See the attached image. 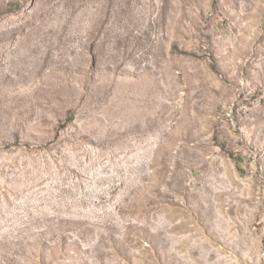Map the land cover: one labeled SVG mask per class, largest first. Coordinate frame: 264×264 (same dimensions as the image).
Instances as JSON below:
<instances>
[{
  "label": "rangeland",
  "instance_id": "1",
  "mask_svg": "<svg viewBox=\"0 0 264 264\" xmlns=\"http://www.w3.org/2000/svg\"><path fill=\"white\" fill-rule=\"evenodd\" d=\"M0 264H264V0H0Z\"/></svg>",
  "mask_w": 264,
  "mask_h": 264
}]
</instances>
